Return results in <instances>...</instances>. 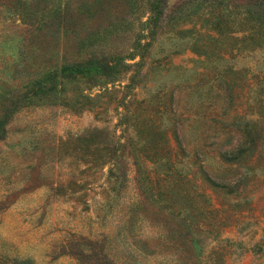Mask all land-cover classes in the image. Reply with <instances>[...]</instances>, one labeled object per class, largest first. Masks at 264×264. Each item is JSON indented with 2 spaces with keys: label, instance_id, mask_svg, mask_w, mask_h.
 <instances>
[{
  "label": "rangeland",
  "instance_id": "1",
  "mask_svg": "<svg viewBox=\"0 0 264 264\" xmlns=\"http://www.w3.org/2000/svg\"><path fill=\"white\" fill-rule=\"evenodd\" d=\"M263 9L0 0V264H264Z\"/></svg>",
  "mask_w": 264,
  "mask_h": 264
},
{
  "label": "trees",
  "instance_id": "2",
  "mask_svg": "<svg viewBox=\"0 0 264 264\" xmlns=\"http://www.w3.org/2000/svg\"><path fill=\"white\" fill-rule=\"evenodd\" d=\"M203 1H206V0H203ZM258 4H259L258 5V8H259L260 5L262 4L261 1ZM195 8H196V6H195ZM253 12L254 11L252 9H250V8L248 9V13H251V16L250 17H254L253 14H252ZM190 13L191 12L187 13V15L190 14ZM255 18L256 19H260L259 16L255 17ZM260 22H261V20H260ZM195 50H198V52L202 51V52L206 53V46H205V44H199L198 42H196ZM117 59H118V56H116V60ZM102 61L103 60H98V57H92V58H90V59H88L86 61H82V62H79V63H75V64H73V63H71V64H65L64 66L61 67L60 70L64 71V73L82 72L87 65H94L95 67H98V65H102V63H101ZM103 68H111V67L110 66H105ZM60 73H63V72H60ZM51 79H53V78L47 79L46 77H44L43 79H41L40 81H38V85H41L45 81H49ZM93 134H94L93 131H91V132H88V133H86L84 135L82 134L78 138L79 139H81L83 137H87L88 138V137H90ZM177 141H178L179 147H180V142H179V140H177ZM152 147H156V146L154 145ZM152 153L155 154V155H157V159H160L162 157L161 154H159L156 150H152ZM101 155L103 156V153H101ZM239 155L237 153H234V152L223 153V159L225 161H227V162L228 161H233V160H236L239 157ZM155 174H156V178L160 181V183H159L160 184V187H163L164 188L162 190H159V192L157 194V197L163 198L160 195H162L163 193L165 195V192H166V193H168V195L170 194V196H168L167 199L174 202V200H172V199H174L173 197L175 195H172V191L169 188L170 187H173V186L175 187V185H177V183L179 184V182H181V179L178 178V177H176V175H175L176 173H173L171 170H167V169L166 170L165 169H157V172ZM206 177L208 178L207 175H206ZM218 183L219 182H217V183L216 182H213V185L214 186H218ZM104 264H112V263L106 262Z\"/></svg>",
  "mask_w": 264,
  "mask_h": 264
}]
</instances>
